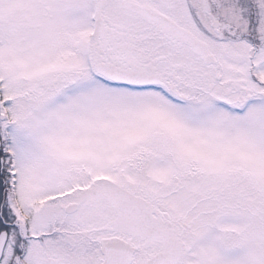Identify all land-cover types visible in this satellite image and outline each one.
Wrapping results in <instances>:
<instances>
[{
  "label": "snow or ice",
  "instance_id": "obj_1",
  "mask_svg": "<svg viewBox=\"0 0 264 264\" xmlns=\"http://www.w3.org/2000/svg\"><path fill=\"white\" fill-rule=\"evenodd\" d=\"M0 264H264V0H0Z\"/></svg>",
  "mask_w": 264,
  "mask_h": 264
}]
</instances>
